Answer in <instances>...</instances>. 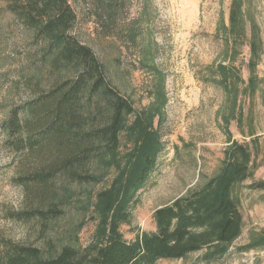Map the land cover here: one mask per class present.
I'll return each mask as SVG.
<instances>
[{"label": "rangeland", "instance_id": "obj_1", "mask_svg": "<svg viewBox=\"0 0 264 264\" xmlns=\"http://www.w3.org/2000/svg\"><path fill=\"white\" fill-rule=\"evenodd\" d=\"M68 2L76 14L72 36L91 48L133 111L117 151L94 160V183L58 182L63 214L46 229L36 219H13L30 202L13 181L21 155L3 150L0 137V241L37 247L44 257L65 245L85 249L102 243L103 223L150 154L155 170L120 226L123 240L135 243L155 231L158 208L214 188L232 163L226 158L234 155V161L241 148L247 178L230 189L243 221L240 234L217 259L206 260L204 248L154 264H264V188L257 186L264 181V0ZM232 7L238 12L233 30ZM40 60L30 32L0 13V123L37 93L36 82L43 93L48 90L52 74L40 70ZM219 64L229 69L228 91L220 84ZM110 191L108 208L99 196Z\"/></svg>", "mask_w": 264, "mask_h": 264}, {"label": "trees", "instance_id": "obj_2", "mask_svg": "<svg viewBox=\"0 0 264 264\" xmlns=\"http://www.w3.org/2000/svg\"><path fill=\"white\" fill-rule=\"evenodd\" d=\"M0 1V13L30 32L40 55V70L45 68L52 74L45 93L36 82L37 93L11 109L0 123L2 149L21 155L20 170L13 181L30 202L27 210L12 217L16 221L36 219L46 229L50 220L63 214L58 182L94 183V160L117 151L127 116L133 110L111 87L103 64L91 48L72 36L76 14L68 0ZM234 7L229 17L231 30L238 17ZM249 65L253 72L252 61ZM217 69L224 75L220 84L228 91L225 70L229 69L222 64ZM151 115L153 118L154 113ZM140 132L144 137L142 127ZM238 152L234 161L232 150L228 153L231 157L225 161L232 158V163L225 166L214 188L192 191L158 208L154 213L155 231L142 234L135 243L123 240L120 226L128 221L136 193L155 170V156L150 154L131 178L121 203L103 223L107 233L102 243L96 241L85 249L65 245L44 257L37 247L1 240L0 264H154L160 259H184L204 248L206 260L217 259L240 234L243 223L230 191L233 184L247 178L246 155L241 148ZM257 186L263 189L264 181ZM99 197L109 208L111 191Z\"/></svg>", "mask_w": 264, "mask_h": 264}]
</instances>
